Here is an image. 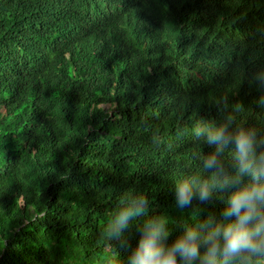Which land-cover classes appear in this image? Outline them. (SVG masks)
I'll use <instances>...</instances> for the list:
<instances>
[{"label": "trees", "instance_id": "16d2710c", "mask_svg": "<svg viewBox=\"0 0 264 264\" xmlns=\"http://www.w3.org/2000/svg\"><path fill=\"white\" fill-rule=\"evenodd\" d=\"M260 67L264 0H0V264H126L104 227L132 191L169 242L219 215L178 209L174 182L212 150L195 122L264 132Z\"/></svg>", "mask_w": 264, "mask_h": 264}, {"label": "clouds", "instance_id": "9594fccd", "mask_svg": "<svg viewBox=\"0 0 264 264\" xmlns=\"http://www.w3.org/2000/svg\"><path fill=\"white\" fill-rule=\"evenodd\" d=\"M249 84L259 90L256 103L264 109V67L251 74ZM190 133L194 142L212 150L174 182L175 206L184 210L193 201L207 204L219 199L223 204L219 215L195 216L169 242L168 216L149 215L148 195L132 191L122 195L110 212L104 227L107 243L128 251L126 264H264V132L233 126L227 116L220 123L201 119ZM141 217L139 240L132 247L125 233ZM111 247L110 264H125Z\"/></svg>", "mask_w": 264, "mask_h": 264}]
</instances>
